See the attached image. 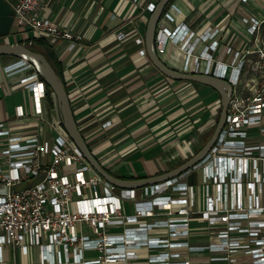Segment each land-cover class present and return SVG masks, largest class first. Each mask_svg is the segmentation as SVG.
Returning a JSON list of instances; mask_svg holds the SVG:
<instances>
[{
	"label": "built area",
	"instance_id": "obj_1",
	"mask_svg": "<svg viewBox=\"0 0 264 264\" xmlns=\"http://www.w3.org/2000/svg\"><path fill=\"white\" fill-rule=\"evenodd\" d=\"M129 1L139 12L151 13L159 0ZM8 3L15 32L61 39L68 49L82 40L81 34L41 15V0ZM179 12L169 3L159 20L172 23ZM241 22L250 38L240 48L223 41L219 27L192 40L185 23L156 29L159 56L168 43L176 44L183 52L180 71L219 77L232 86L214 143L178 176L118 188L94 171L60 122L50 125L54 133L48 137L26 135L0 120V186L6 187L0 193V263L3 248L11 246L21 255L35 251L34 260L26 264H264V30L254 16H243ZM142 41L135 39L137 44ZM139 53L144 55L145 49ZM21 69L33 71L19 82L31 94V116L40 121L45 83L20 59L5 72L13 75ZM14 113L17 119L29 115L21 105ZM194 168L203 179L201 209L196 208L195 186L184 180ZM127 202L131 213L124 211ZM196 221L202 224L192 226ZM118 227L120 232L111 231ZM88 228L94 236L86 233ZM203 228L216 241L189 244L188 237L201 235L198 229ZM204 250L207 256H195ZM87 251L100 255L86 258Z\"/></svg>",
	"mask_w": 264,
	"mask_h": 264
},
{
	"label": "crops",
	"instance_id": "obj_2",
	"mask_svg": "<svg viewBox=\"0 0 264 264\" xmlns=\"http://www.w3.org/2000/svg\"><path fill=\"white\" fill-rule=\"evenodd\" d=\"M169 3L175 4L180 12L174 22L159 20L157 27L164 24L174 29L185 23L192 32L190 40L207 29L219 27L222 40L240 48L250 38L241 22L243 16L262 20L264 30V0L245 3L170 0ZM138 10L129 0H41L39 13L59 28L81 34L80 43L68 49L66 41H53L47 35L33 32L20 34L13 26L10 35L1 37L5 43L33 46L50 57L89 149L109 174L124 180L168 172L195 155L213 132L218 118L212 117L218 100L221 101L210 86L168 78L152 64L144 45L150 13ZM118 32L125 37L117 39ZM138 37L143 40L141 44L135 42ZM141 48L145 49L144 55L139 53ZM182 56L178 45L168 43L159 57L180 71ZM17 61L13 56H0V120L26 135L50 137L54 133L50 125L60 122L61 126L56 99L52 93L45 94L41 101L42 120L34 119L31 94L19 82L33 71L21 69L13 75L5 72L7 65ZM17 93L23 101L7 110L3 100ZM17 105L29 115L17 119L14 113ZM105 122L109 123L103 125ZM7 251L11 252V258L7 257ZM31 251L29 255H21L14 247L3 248L0 264L29 263L35 258V251Z\"/></svg>",
	"mask_w": 264,
	"mask_h": 264
},
{
	"label": "water",
	"instance_id": "obj_3",
	"mask_svg": "<svg viewBox=\"0 0 264 264\" xmlns=\"http://www.w3.org/2000/svg\"><path fill=\"white\" fill-rule=\"evenodd\" d=\"M170 0H159L154 10L150 13L144 34L146 53L152 64L165 76L175 80H187L210 86L220 96L221 110L217 123L208 140L190 159L180 164L173 170L146 178L124 180L109 174L95 158L75 122L69 99L62 80L47 58L40 52L31 50L23 43H0V56L8 55L16 57L30 64L37 74L48 85L57 103L62 127L71 141L80 150L85 160L96 173L118 188H139L148 186L172 177L178 176L197 164L214 143L219 130L224 124L228 101L232 92V86L225 80L207 74L184 73L165 64L155 52L154 37L157 24L165 6ZM13 9L6 0H0V37L7 36L12 26ZM6 191V187L0 186V193Z\"/></svg>",
	"mask_w": 264,
	"mask_h": 264
},
{
	"label": "rangeland",
	"instance_id": "obj_4",
	"mask_svg": "<svg viewBox=\"0 0 264 264\" xmlns=\"http://www.w3.org/2000/svg\"><path fill=\"white\" fill-rule=\"evenodd\" d=\"M11 29L12 28H10V31H11ZM8 35H10V32ZM2 42H3V39H1V37H0V43H2ZM22 101H23L22 95L20 93H17V94H13L12 96H10V98L4 99L3 105H5L6 109L9 110L15 103L22 102ZM220 110H221V101L218 100L217 107L214 110V115L212 117V120H213V118L214 119L218 118ZM184 180L187 182H191L195 186V188H196V208L201 209L203 207V187H202L203 179H202V176L200 174V170L197 168H194L193 172L190 175H187L186 177H184ZM97 190L98 191L100 190V186H97ZM124 205H125L124 211L126 213H131L132 212V204L127 202L126 204L124 203ZM201 224H202L201 221H196L194 223L193 222L191 223L192 226H197V227H199ZM121 230L122 229L120 227H118V228L112 229L111 231L120 232ZM85 231H86V233H88L89 236H94V234L92 233L90 228L86 229ZM198 231H201V234H204V235L202 237L199 236L196 239L192 238L193 239L192 242H195V243H206V242H208V237L206 236L207 235L206 228H203L200 230L198 229ZM99 255H100V253L97 251L85 252L86 258H95ZM7 257L11 258V252L10 251H7ZM9 261H10V259H9Z\"/></svg>",
	"mask_w": 264,
	"mask_h": 264
},
{
	"label": "flooded vegetation",
	"instance_id": "obj_5",
	"mask_svg": "<svg viewBox=\"0 0 264 264\" xmlns=\"http://www.w3.org/2000/svg\"><path fill=\"white\" fill-rule=\"evenodd\" d=\"M219 117V116H218ZM218 120V119H217ZM217 123V122H216ZM199 236H203L202 234L200 235H190L189 237H188V242H189V244H192V245H207L208 243H210V242H212V241H216V238H209L208 237V242H206V243H195V242H192L193 241V239L192 238H194V239H196L197 237H199ZM208 255V252H207V250H204L203 252H201V253H197L195 256H207ZM195 258V257H194ZM196 259V258H195ZM200 264H203V262H200Z\"/></svg>",
	"mask_w": 264,
	"mask_h": 264
},
{
	"label": "trees",
	"instance_id": "obj_6",
	"mask_svg": "<svg viewBox=\"0 0 264 264\" xmlns=\"http://www.w3.org/2000/svg\"><path fill=\"white\" fill-rule=\"evenodd\" d=\"M42 44V46H43V48L45 49L46 48V46L43 44V43H41ZM31 50H33V51H36V49L33 47V46H28ZM45 57L47 58V60L50 62V64L52 65V67L55 69V71H56V73L58 74V76H59V78L61 79V77H60V75H59V73H58V71H57V68L55 67V64L53 63V61L50 59V57H48V55H46L45 54ZM39 78L43 81V79L39 76ZM62 80V79H61ZM44 82V81H43ZM63 82V81H62ZM45 83V82H44ZM45 90H46V95L47 96H50L51 95V90H50V88L48 87V85H46V83H45ZM61 126H62V124H61Z\"/></svg>",
	"mask_w": 264,
	"mask_h": 264
}]
</instances>
